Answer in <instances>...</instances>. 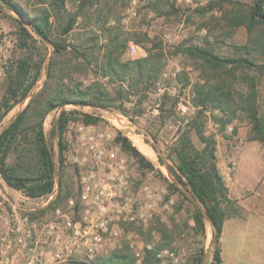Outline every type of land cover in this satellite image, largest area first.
<instances>
[{"label": "trees", "instance_id": "trees-1", "mask_svg": "<svg viewBox=\"0 0 264 264\" xmlns=\"http://www.w3.org/2000/svg\"><path fill=\"white\" fill-rule=\"evenodd\" d=\"M109 1L112 4L105 14L99 5L107 6ZM121 1L0 0V13L12 11L19 17L6 15L14 28L16 47L22 52V56L5 71L0 98V177L8 188L21 191L30 199L44 197L57 186L54 200L43 209L57 210L70 197V189L64 180L65 139L69 125L95 126L101 122L95 112L111 110L119 111L133 121V117L144 114L145 104L157 111L161 125L176 119L179 96H173L167 90L162 94L156 91L168 53L181 55L191 61L203 80L191 86L193 114L187 119L181 118L178 136L165 147L164 157L170 164H166L159 150H156L157 160L173 177L168 186L170 192L179 193L192 205L190 218L195 231L204 236V220L210 224L212 260L214 264H220V237L228 217L225 206L232 201L218 167L214 136L206 133V126L211 120L218 132L223 133L236 113L241 112L251 125L249 140L264 144V118L258 112L257 83L254 77L246 74L247 71L264 74V63L254 59L255 55L264 53V0H252L243 14L227 16L222 33L212 35V40L207 34L200 45L182 41L168 50L154 37L148 40L150 46L144 50V55L132 59H126L124 55L131 44L138 46L141 38L123 32L117 6H125L129 0ZM224 3L240 7L239 3L228 0L210 1L195 8L194 14L203 16L222 8ZM71 4H74V10L68 9ZM94 7L100 11L98 17L91 18L88 12ZM171 8L177 12L173 6ZM78 17L83 18V23L79 26L81 32L75 38L79 42L76 44L68 37L75 29ZM206 26L202 23L199 29ZM239 26L245 27L247 40L233 46L238 55L221 57L215 53L214 45L230 37ZM89 68L93 69L95 78L86 83L83 77ZM236 70L243 73L236 80L244 83L245 92L233 87ZM42 71L45 78L40 89L33 93ZM172 79L181 86L189 83L184 72ZM28 96L24 108L2 127L7 113ZM67 105L74 109L66 110ZM82 108H90L93 112L76 110ZM58 109L60 112L52 120L50 130V135L56 138L55 155L43 123L51 111ZM190 133L202 145L200 149L194 146ZM114 141L141 170L155 169L128 138L117 134ZM122 227L125 232L141 233L136 226L122 224ZM144 255L143 264H150L155 259V250L145 249ZM125 257L122 252L115 251L108 258L73 264H135L133 258L126 262ZM202 260L200 248L189 258V264H202Z\"/></svg>", "mask_w": 264, "mask_h": 264}, {"label": "rangeland", "instance_id": "rangeland-1", "mask_svg": "<svg viewBox=\"0 0 264 264\" xmlns=\"http://www.w3.org/2000/svg\"><path fill=\"white\" fill-rule=\"evenodd\" d=\"M210 1L220 0H129L125 6H117L123 32L131 36L137 34L141 38L138 46L131 44L128 47L124 58L132 59L143 56L144 50L150 46L148 40L154 37L160 39L162 46L168 50H172V46H176L182 41L200 45L202 38L207 34H210L212 40V35L222 33V28L228 20L227 16L243 14L252 3V0H228L239 3L240 7L224 3L222 8L215 9L203 16L194 14L195 8L205 6ZM118 2L122 1L118 0ZM111 4L112 2L109 1L107 6L102 7L101 4L99 7L103 8L102 10L106 14ZM171 6L177 12H174ZM74 8V4L68 6L69 10H74ZM99 11L100 9L95 10L94 7L89 9L88 14L91 18H96ZM131 12H135V16L132 17ZM6 15L19 18L12 11L0 13V98L3 95L6 69L22 56V52L16 47L12 22ZM82 20L81 17L77 18L75 29L68 37L69 41L73 39L76 44L79 43L75 38L81 32L79 26L83 23ZM202 23H206L207 26L204 29H199ZM143 25L144 28L141 27ZM246 40V29L239 26L230 37L215 44L214 51L221 57L237 56L233 46L242 45ZM48 53L51 54L50 49ZM254 59L257 63H264V53L255 55ZM182 72L189 78V83L185 86H181L180 83L172 79L176 74H182ZM85 73L84 82H90L95 78L92 68L86 70ZM241 74H243L242 71H235L233 87L245 92L244 83L239 79L236 80ZM246 74L256 80L259 95L258 112L264 118V74L259 75L254 71H247ZM44 78V71H42V76L33 93L40 89ZM202 80L201 73L193 68L191 61L181 55L168 53L158 84L164 88V91L167 90L171 95L179 96L176 119L167 120L164 125H161L157 111L150 107V104H145L144 114L141 117H133V121L119 111L111 110L94 111L101 118V122L95 126L71 123L67 129L66 150L64 151V180L70 189V197L57 210L44 211L43 209L51 202L48 201L47 195L37 199H30L26 196L27 199H25L17 195L14 200L8 201L0 193V264H52L56 250L55 238L59 236L60 240L65 243L69 239L65 233V224L59 217V213L56 212H69L67 203L69 199L75 203L71 213L75 228L84 226L83 216L93 213L94 209L90 205H83L78 199V166L81 157L85 154L86 147L85 141L82 139L96 136L98 133L105 135L102 146L111 150L117 161L124 160L128 166L129 180L132 185L127 196L130 199L133 214H136L138 209H142L147 212L149 219L144 226L125 224V226H136L141 229V233L132 231L126 234L122 227L121 233L117 235H102V242L96 247L97 251L91 260L88 259L85 247L82 245L84 238L77 236L76 242L81 253L66 258L65 262L61 264L89 263L97 258H108L115 251L125 254L126 262L133 258L135 264H143L147 247L154 249L155 254L157 250L163 248L175 252L180 257L179 264H189V258L201 248L203 252L202 264H214L210 224L204 220V236L195 231L190 218L192 205L184 200L179 193L170 192L168 186L169 182L173 181V177L165 166L159 164L156 154V150H159L166 160V164H170L164 157L165 147L173 143L178 136L181 118L187 119L193 114L190 101L193 97L191 86L198 82L202 83ZM178 90H180V94ZM29 98L30 96L7 113L1 122L2 127L12 121L24 108ZM181 104L186 105L187 109L184 113L180 111L179 105ZM65 109L72 110L74 107L67 105ZM76 110L93 112L90 108ZM59 112V109L51 111L43 123L44 133L50 139L55 155L57 154L56 138L50 135V130L52 120ZM116 114L126 117V120H123L122 124H117L114 121ZM215 114L220 115L218 112ZM250 128V123L241 112L236 113V117L231 120L223 133L218 132L216 125L211 120L207 122L206 126V133L214 136L218 167L232 201L225 206L228 217L224 222L220 237V264H264V144L260 141L249 140ZM117 134L128 138L135 147L136 139H141L148 145L152 156L143 155L154 164L155 169L153 171L141 170L137 162L115 143L114 139ZM190 137L194 146L200 149L202 145L193 133H190ZM11 159L12 157L8 161L10 162ZM0 183L7 194L10 195V192L16 191L8 188L1 177ZM144 188L146 189L144 190ZM179 188L186 192L182 186L179 185ZM19 192L23 194L21 191ZM186 194L190 196L187 192ZM25 217L28 218L27 222L24 221ZM16 228L19 230L16 231ZM149 228H152V231L149 232ZM29 230L30 237L27 236ZM18 238L23 239L24 244L18 243ZM150 264L160 263L155 258L151 260Z\"/></svg>", "mask_w": 264, "mask_h": 264}, {"label": "built area", "instance_id": "built-area-1", "mask_svg": "<svg viewBox=\"0 0 264 264\" xmlns=\"http://www.w3.org/2000/svg\"><path fill=\"white\" fill-rule=\"evenodd\" d=\"M131 16H135V12H131ZM163 91L164 88L158 85L157 93L161 94ZM179 108L182 113L187 109L184 104L179 105ZM123 120H126V117L114 115V121L117 124H122ZM104 137V134L98 133L96 136L82 139L85 141L86 147L85 154L81 157L78 166V199L83 205H90L94 212L83 216V227L75 228L71 215L75 206L72 199L67 202L69 212L56 211L65 224V233L69 239L65 243L60 240L59 236L55 238L56 250L52 264H61L65 262L66 258L81 253L76 242L77 236L84 238L82 245L85 247L88 259L91 260L97 251L96 247L102 242V235L112 236L121 233L122 224L144 226L148 222L149 215L142 209H138L136 214H133L130 199L127 196L132 185L129 180L128 166L124 160L117 161L115 154L102 146ZM54 192L55 188L47 195L48 201L55 198L56 192ZM24 221L27 222L28 218L25 217ZM15 230L18 231L19 228ZM27 236L30 237V230L27 232ZM17 241L24 244V240L21 238H18ZM147 249L150 248L147 247ZM155 258L160 264H179L181 262L180 257L167 248L157 250Z\"/></svg>", "mask_w": 264, "mask_h": 264}, {"label": "bare ground", "instance_id": "bare-ground-1", "mask_svg": "<svg viewBox=\"0 0 264 264\" xmlns=\"http://www.w3.org/2000/svg\"><path fill=\"white\" fill-rule=\"evenodd\" d=\"M132 139H135V138H132ZM134 143L136 147L139 149V151L142 152L144 155L148 157L152 156V151L149 149L148 145H146L145 143L141 141V139H136Z\"/></svg>", "mask_w": 264, "mask_h": 264}, {"label": "water", "instance_id": "water-1", "mask_svg": "<svg viewBox=\"0 0 264 264\" xmlns=\"http://www.w3.org/2000/svg\"><path fill=\"white\" fill-rule=\"evenodd\" d=\"M55 180H56V182H57V177L55 178ZM57 191V186L55 187V192ZM54 192V193H55ZM0 193L4 196V197H6V199L8 200V201H11V197H10V195L9 194H7L6 193V191H5V189H4V187H3V185L0 183ZM54 195V194H53ZM52 195V196H53Z\"/></svg>", "mask_w": 264, "mask_h": 264}, {"label": "crops", "instance_id": "crops-1", "mask_svg": "<svg viewBox=\"0 0 264 264\" xmlns=\"http://www.w3.org/2000/svg\"><path fill=\"white\" fill-rule=\"evenodd\" d=\"M149 147V146H148ZM150 149V148H149ZM142 153V152H141ZM143 154V153H142ZM14 192V193H13ZM21 196V197H23V198H25V199H27L26 197H25V195H23V194H21L19 191H12V192H10V197H11V199L12 200H14L15 199V197L16 196ZM129 232H126V234H128ZM30 264V263H29Z\"/></svg>", "mask_w": 264, "mask_h": 264}]
</instances>
